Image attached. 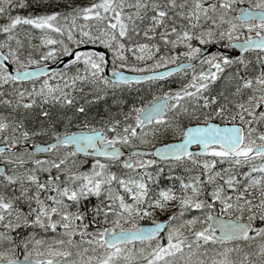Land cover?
<instances>
[{
  "label": "snow or ice",
  "instance_id": "6c2138e0",
  "mask_svg": "<svg viewBox=\"0 0 264 264\" xmlns=\"http://www.w3.org/2000/svg\"><path fill=\"white\" fill-rule=\"evenodd\" d=\"M243 4L0 0V264H264Z\"/></svg>",
  "mask_w": 264,
  "mask_h": 264
},
{
  "label": "water",
  "instance_id": "95a60500",
  "mask_svg": "<svg viewBox=\"0 0 264 264\" xmlns=\"http://www.w3.org/2000/svg\"><path fill=\"white\" fill-rule=\"evenodd\" d=\"M215 47L211 48V51H214ZM52 68H56V69H62L63 65L62 64H51ZM126 74H130L128 72H126ZM109 76L111 78L110 72H109Z\"/></svg>",
  "mask_w": 264,
  "mask_h": 264
},
{
  "label": "flooded vegetation",
  "instance_id": "af4514ba",
  "mask_svg": "<svg viewBox=\"0 0 264 264\" xmlns=\"http://www.w3.org/2000/svg\"><path fill=\"white\" fill-rule=\"evenodd\" d=\"M252 2H255V0H252ZM244 7H247L248 6V0H244V4H243ZM213 48V47H212ZM214 51H216V48L214 49ZM233 54H238V51H234Z\"/></svg>",
  "mask_w": 264,
  "mask_h": 264
}]
</instances>
